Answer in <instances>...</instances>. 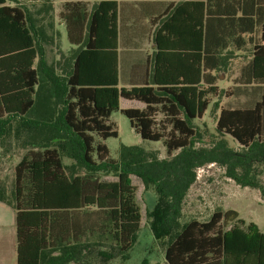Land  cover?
<instances>
[{
	"label": "trees",
	"instance_id": "1",
	"mask_svg": "<svg viewBox=\"0 0 264 264\" xmlns=\"http://www.w3.org/2000/svg\"><path fill=\"white\" fill-rule=\"evenodd\" d=\"M8 1L0 0V145L21 140L27 152L11 185L0 181V201L15 210L17 264H83L90 247L103 243L92 237L110 241L119 253L129 250L143 222L134 171L159 175L157 190L169 199L162 209L156 205L153 211L161 212L152 223L156 237L170 236L167 264H264V231L234 209L179 223L195 166L234 161L221 149L195 160L201 152L193 147L200 138L193 120L203 117L211 98L232 94L217 84L226 69L221 52L230 43L251 46L237 81L254 97L241 106L221 107L216 128L246 152L233 164L241 176L231 168L228 174L258 185L253 162H264V5L247 10L238 4L232 22L217 25L209 4L204 9L200 3V22L179 21L174 11L156 30L149 80L127 87L120 81L117 0H100L91 9L90 0H63L60 17L71 50L64 62L51 63L46 52L55 40L49 19H34L30 9ZM41 1L48 2L47 11L51 0ZM215 26L231 28L233 39L214 37ZM192 28L195 43L185 35ZM248 32L246 39L242 34ZM122 99L143 106L121 108ZM119 109L142 139L162 141L170 159H151L152 152L135 146H123L119 157H112L104 140L119 135L111 120ZM64 157L75 162L69 165Z\"/></svg>",
	"mask_w": 264,
	"mask_h": 264
},
{
	"label": "rangeland",
	"instance_id": "2",
	"mask_svg": "<svg viewBox=\"0 0 264 264\" xmlns=\"http://www.w3.org/2000/svg\"><path fill=\"white\" fill-rule=\"evenodd\" d=\"M60 2L57 5L53 4V0H51V6L46 11L44 3L48 2L36 0L8 1L9 4H20L30 9L34 19L38 20L42 17L46 20L49 19L58 39V42L52 45L53 47H47L46 59L49 63L56 62L57 59L68 58L71 50L65 27L60 23L57 14L61 7L62 2ZM58 47L62 48L63 54H60ZM225 76L226 73H223V77ZM219 85L223 90L229 86L236 87L233 77L219 80ZM233 99L225 100L223 91L221 95L211 98V104L201 119L193 120V126L200 132V138L194 142L193 147L201 152V155L194 159L201 160L212 154L218 155L221 149L228 150L229 157L234 158V161L231 165L213 161L195 166L193 169L196 174L195 180L186 191L182 201V216L179 219L181 226L192 219L208 220L215 210L234 209L242 218L247 221H254L264 231V162H253V168L257 170V175L253 176V180L258 185L251 186L237 182L228 174L227 169L231 168L235 171L236 176H241L240 167H233V164L241 159L243 154H246L245 149L232 136L219 132L216 128L221 105L235 107L243 104L234 103ZM142 106L143 104L137 100H121V108H141ZM157 118L159 120L160 116ZM111 120L116 124L119 132L117 137H109L104 140L112 157L118 158L123 146H135L144 151L152 152L151 159H170L163 142L142 139L131 127L128 117L120 109L112 113ZM26 152L27 149L22 147L21 140L11 139L2 146L0 145V181L11 185L15 176V166ZM64 161L69 165L75 162L67 157H64ZM80 171L82 172V170ZM98 176L99 178H116L113 173H98ZM144 177L145 175L141 171H134L131 174V180L137 188V197L143 214V222L132 247L124 253H119L110 245V241H105L103 237H92V241L103 243L102 245L94 244L90 247L89 254L83 264H167L165 253L170 236L156 237L152 223L159 219V213L169 202V199L164 201L165 194L157 190L158 184H160L159 175L151 173L150 178L145 177L148 183L143 181ZM158 203L161 209L154 212L153 210Z\"/></svg>",
	"mask_w": 264,
	"mask_h": 264
},
{
	"label": "crops",
	"instance_id": "3",
	"mask_svg": "<svg viewBox=\"0 0 264 264\" xmlns=\"http://www.w3.org/2000/svg\"><path fill=\"white\" fill-rule=\"evenodd\" d=\"M99 1L100 0H90L88 2V8L91 9L92 6ZM59 2L61 3V7L57 14L60 23L64 25L60 17L64 1L53 0V4L58 5ZM117 2L120 81L122 85L127 87L138 85L149 80L152 69V58L157 48V44L154 40L156 30L167 22L166 19L170 17L174 11H176L175 15H178L179 21L183 22L187 19H191L192 23H195L196 21L200 22L202 18V6L200 3H203L204 9H206L209 4V8L214 13V17L217 18L214 21V24L217 25L219 22L224 24L231 23L232 18L230 14L238 4L247 6V10L251 8L255 9L257 5H264V0H117ZM238 14L240 15L241 12ZM261 14V20H264L263 10ZM219 29L221 30H218L217 26L214 27V34H212L214 37L223 36L233 39L231 28L221 27ZM48 33L54 36V43L58 42L57 34L53 27L48 29ZM185 35L187 36V40L188 38H192L195 43L196 35L194 28H192L190 32L186 30ZM197 35L200 36L199 33ZM251 35L252 34L249 32L242 34L246 39L250 38ZM260 36L261 33H257V37ZM164 38L165 35L162 32V39ZM54 43L49 46L53 47L52 45H54ZM58 48L60 54H63L62 48ZM251 53L250 44L237 47L233 45V43H230V45L221 52V54L227 56L225 62L226 69L219 72L217 84L219 88L223 90L219 85V80L229 77H233L234 83L236 84V87L229 86L225 88V90L229 89L232 91L230 95L224 94L225 100L236 97L233 99L234 103L252 101L254 96L251 95V93L247 94L244 86L237 81L242 68L250 61ZM59 60L63 61L64 59ZM223 73H226L225 77H223ZM257 99L260 100V94L257 95ZM223 106L224 105H221V107ZM11 208L12 206L8 203L0 201V264H17L15 210Z\"/></svg>",
	"mask_w": 264,
	"mask_h": 264
}]
</instances>
